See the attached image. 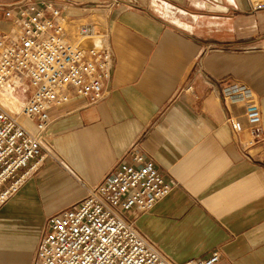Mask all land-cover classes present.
Listing matches in <instances>:
<instances>
[{"label":"crops","instance_id":"1","mask_svg":"<svg viewBox=\"0 0 264 264\" xmlns=\"http://www.w3.org/2000/svg\"><path fill=\"white\" fill-rule=\"evenodd\" d=\"M22 1L0 0V30L6 5ZM30 1L63 7L69 30L105 33L115 65L99 102L73 97L49 110L45 139L59 163L44 157L0 208V264H33L46 218L85 194L70 173L95 185L132 146L173 183L136 219L159 251L179 264L214 250L216 264H264V5L124 0L104 11L98 0ZM233 87L258 105L263 140L251 143L243 104L223 98ZM8 90L17 104L28 96Z\"/></svg>","mask_w":264,"mask_h":264},{"label":"built area","instance_id":"2","mask_svg":"<svg viewBox=\"0 0 264 264\" xmlns=\"http://www.w3.org/2000/svg\"><path fill=\"white\" fill-rule=\"evenodd\" d=\"M255 1L256 8L263 6ZM124 2L98 0L97 4L110 11ZM62 8L23 0L4 10L10 28L0 30V92L20 88L28 96L17 112L0 102V208L44 157L58 162L45 139L52 123L49 110L73 97L92 105L109 91L115 60L107 35L81 25L75 42L68 41ZM223 98L243 104L251 143L263 140L259 107L250 91L233 87L224 91ZM22 120L31 122L34 130ZM227 121L236 134L242 131L240 121L232 117ZM70 175L85 194L46 218L33 264H179L136 227L137 217L151 211L173 185L163 179L151 158L132 146L95 185ZM219 258L214 250L181 264H216Z\"/></svg>","mask_w":264,"mask_h":264},{"label":"rangeland","instance_id":"3","mask_svg":"<svg viewBox=\"0 0 264 264\" xmlns=\"http://www.w3.org/2000/svg\"><path fill=\"white\" fill-rule=\"evenodd\" d=\"M260 1H262V3H263V5H264V0H260ZM256 2V1H255ZM10 28V26H7L5 29H9ZM65 31H69L70 33H71V38H67V40L68 41H70V42H75V39H73L72 38V36H73V34L75 33V28H72V29H68L67 28V26H65ZM7 91H2V92H0V102L3 104V105H5V104H7L9 107H12V108H15L14 110H13V112H17L18 110H19V108H20V106L17 104V103H14L13 101H12V99H10V98H7V97H5V93H6ZM52 153V152H51ZM53 155V154H52ZM49 157V156H48ZM45 158H47V157H45ZM50 158V157H49Z\"/></svg>","mask_w":264,"mask_h":264},{"label":"bare ground","instance_id":"4","mask_svg":"<svg viewBox=\"0 0 264 264\" xmlns=\"http://www.w3.org/2000/svg\"><path fill=\"white\" fill-rule=\"evenodd\" d=\"M5 97L10 98V99H13V100L16 99L15 96L12 95V93H11L10 90H7V92L5 93ZM16 101H17V100H16ZM18 105L20 106L21 104H18ZM4 106H5L8 110H10V111H12V112H13V110L15 109V108L9 107L7 104H5ZM19 109H20V108H19ZM18 111H19V110H18Z\"/></svg>","mask_w":264,"mask_h":264}]
</instances>
